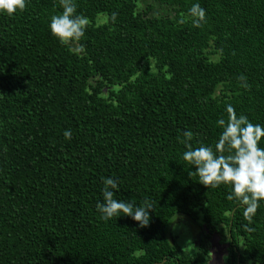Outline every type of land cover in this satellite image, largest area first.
Returning <instances> with one entry per match:
<instances>
[{
    "label": "trees",
    "instance_id": "1",
    "mask_svg": "<svg viewBox=\"0 0 264 264\" xmlns=\"http://www.w3.org/2000/svg\"><path fill=\"white\" fill-rule=\"evenodd\" d=\"M143 1L75 0L90 22L83 53L50 33L58 0L0 14V264H208L167 240L175 216L199 215L226 264H264V201L249 225L229 186L189 175L178 139L190 130L193 147H214L227 104L264 126V0H147L172 16ZM102 178L119 182L118 200L156 202L149 226L100 218Z\"/></svg>",
    "mask_w": 264,
    "mask_h": 264
},
{
    "label": "clouds",
    "instance_id": "2",
    "mask_svg": "<svg viewBox=\"0 0 264 264\" xmlns=\"http://www.w3.org/2000/svg\"><path fill=\"white\" fill-rule=\"evenodd\" d=\"M58 3L62 11L50 17V33L61 45L74 46V51L83 53L85 47L80 41L85 37L89 19L77 14L75 0H58ZM27 5L28 0H0V14L12 17L23 13ZM187 16L191 18L193 27L200 28L207 23L206 10L199 3L192 4ZM116 17L117 13L113 12L111 21L115 22ZM184 22V18L179 20V23ZM237 79L242 88L250 89L243 74ZM225 111L227 118L221 117L216 121L222 132L214 147L203 143L193 147L194 133L190 130L183 132V138H178L186 149L182 159L195 168L189 175L198 176L199 183L204 187L216 189L221 185L229 186L231 192L226 199L240 202L244 208V219L250 225L264 201V147L260 146L264 126L252 123L243 114L237 115L232 104H227ZM63 135L66 140L72 138L70 130H65ZM102 179L103 203L96 204L100 218L108 221L124 215L131 217L141 228L149 226V213L154 210L156 202L146 198L140 206H136L133 202L118 200L114 196L115 191L119 190V182L113 178ZM244 227L249 232L255 231L247 225Z\"/></svg>",
    "mask_w": 264,
    "mask_h": 264
},
{
    "label": "rangeland",
    "instance_id": "3",
    "mask_svg": "<svg viewBox=\"0 0 264 264\" xmlns=\"http://www.w3.org/2000/svg\"><path fill=\"white\" fill-rule=\"evenodd\" d=\"M150 6L151 16H172V10L167 6H160L157 3L147 0L140 3V8ZM106 22V16L99 15L97 21ZM175 216L167 229V240L170 244L174 243L185 253L191 255L199 250H204L208 257V264H226L228 250L226 245L218 243L217 235H210L206 230L201 216L196 221ZM246 264H253L247 262Z\"/></svg>",
    "mask_w": 264,
    "mask_h": 264
}]
</instances>
